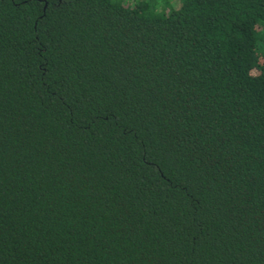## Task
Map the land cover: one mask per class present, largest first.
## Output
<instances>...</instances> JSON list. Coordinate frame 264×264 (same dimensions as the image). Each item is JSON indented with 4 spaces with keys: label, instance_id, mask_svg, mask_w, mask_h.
<instances>
[{
    "label": "trees",
    "instance_id": "16d2710c",
    "mask_svg": "<svg viewBox=\"0 0 264 264\" xmlns=\"http://www.w3.org/2000/svg\"><path fill=\"white\" fill-rule=\"evenodd\" d=\"M0 264H264V0H0Z\"/></svg>",
    "mask_w": 264,
    "mask_h": 264
}]
</instances>
